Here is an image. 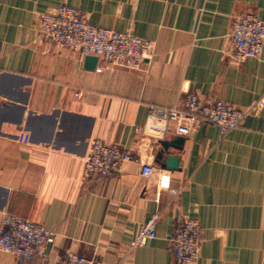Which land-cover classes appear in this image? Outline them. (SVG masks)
<instances>
[{"label":"crops","instance_id":"1","mask_svg":"<svg viewBox=\"0 0 264 264\" xmlns=\"http://www.w3.org/2000/svg\"><path fill=\"white\" fill-rule=\"evenodd\" d=\"M62 4L153 41V56L86 67V54L40 31V15ZM247 12L264 19V0H0V220L9 212L55 232L26 264H62L70 253L94 264H177L172 236L185 216L203 228L197 264H264V107L224 136L204 122L189 136L172 123L162 139L134 137L152 106L184 107L190 92L241 108L264 96V46L258 57L234 56L233 24ZM181 136L162 161L178 156V167L162 166L161 140ZM95 138L134 159L86 177ZM149 162L156 172L144 178ZM155 213L157 237L128 253ZM0 264L19 263L0 250Z\"/></svg>","mask_w":264,"mask_h":264},{"label":"built area","instance_id":"2","mask_svg":"<svg viewBox=\"0 0 264 264\" xmlns=\"http://www.w3.org/2000/svg\"><path fill=\"white\" fill-rule=\"evenodd\" d=\"M40 31L60 47H67L81 54H95L104 58L107 65L136 67L155 52L154 42L131 31H119L91 23L75 6L62 4L54 11L40 15ZM231 36L234 56L238 60L261 55L264 46V19L253 12L238 17L233 24ZM81 93H78L80 96ZM264 107V96L248 107L241 108L222 99H201L197 92H190L184 107L156 108L152 106L144 125L134 128V137L153 136L162 139L172 123L178 134L189 136L204 122L215 124L222 136L239 128L244 118ZM27 141L23 135L21 142ZM134 159L130 150L100 138L92 141L85 159L84 174L109 176L119 171L123 161ZM156 164L144 163L141 175L151 177ZM178 194V189H172ZM159 213L153 214L140 225L139 231L129 243L128 253L157 237ZM203 228L195 217H183L172 236L174 260L177 264H197L202 246ZM55 240V232L30 219L4 212L0 220V250L11 253L19 264H26L36 255H42L44 247ZM62 264H94L86 256L70 253Z\"/></svg>","mask_w":264,"mask_h":264},{"label":"water","instance_id":"3","mask_svg":"<svg viewBox=\"0 0 264 264\" xmlns=\"http://www.w3.org/2000/svg\"><path fill=\"white\" fill-rule=\"evenodd\" d=\"M99 61V56L95 54H86L85 55V63L86 67L94 69L96 68ZM184 142V137H179L178 139L172 141V140H161V149L157 154V161L162 163V166H167L172 169H175L178 167L179 163V157L178 156H166L165 162H162L164 159V152L167 151L170 147L175 148H182Z\"/></svg>","mask_w":264,"mask_h":264},{"label":"rangeland","instance_id":"4","mask_svg":"<svg viewBox=\"0 0 264 264\" xmlns=\"http://www.w3.org/2000/svg\"><path fill=\"white\" fill-rule=\"evenodd\" d=\"M79 255V254H78ZM80 256H82V255H80Z\"/></svg>","mask_w":264,"mask_h":264}]
</instances>
